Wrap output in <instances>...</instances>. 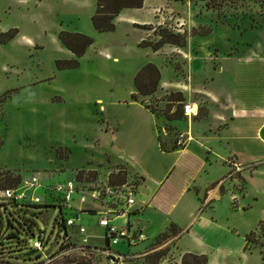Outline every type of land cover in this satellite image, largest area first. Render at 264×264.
Instances as JSON below:
<instances>
[{
  "label": "rangeland",
  "instance_id": "rangeland-1",
  "mask_svg": "<svg viewBox=\"0 0 264 264\" xmlns=\"http://www.w3.org/2000/svg\"><path fill=\"white\" fill-rule=\"evenodd\" d=\"M95 7L96 0H0V32L16 29L12 39L0 43V188L6 185L1 174L37 173L44 184L73 179L113 184L111 180L124 177L136 193L146 194L141 173L106 136L131 133L135 122V133H154L152 122H142L132 100L155 116L162 138H172L175 129H184L183 121L167 118L180 109L174 93L181 92L183 82L216 86L226 82L216 71L221 55L264 52V0H143L140 8L125 9L114 29L105 32L91 23ZM160 28L179 33L171 39L184 38L183 45L165 42L153 51L145 43L159 40ZM60 31L81 32L93 42L76 56L58 39ZM141 40L145 46H139ZM140 61L152 63L159 76L147 68L148 76H139L138 83L145 89L155 86L154 91L142 94L134 88L133 99L134 76L147 64L135 72ZM169 79L177 83L169 84ZM224 98L212 107L210 122L199 124L198 133L191 130V143L208 153L209 176L221 173L204 197L199 196L198 209L211 211L216 220L209 235L222 250L213 264H264V153L259 164L234 163L227 152L229 113ZM185 99L182 94L180 101ZM192 100H198L196 119H206L208 109L200 95ZM215 186L214 196L208 190ZM45 192L39 189L36 194L47 199ZM57 209L48 208L38 225L47 230ZM79 217L75 241L80 244L86 236L89 246L104 244L96 216L84 212ZM169 227L150 240L130 246L120 242L125 245L124 264H182L181 248L195 246L187 237L178 242V228ZM10 236L3 238L10 244L3 251V263L34 261L33 254L9 242ZM67 258L104 264L89 249L45 264H64Z\"/></svg>",
  "mask_w": 264,
  "mask_h": 264
},
{
  "label": "crops",
  "instance_id": "crops-1",
  "mask_svg": "<svg viewBox=\"0 0 264 264\" xmlns=\"http://www.w3.org/2000/svg\"><path fill=\"white\" fill-rule=\"evenodd\" d=\"M125 9L129 8L120 10L114 22ZM238 54L226 53L219 57V67L216 71L226 78V82L221 81L213 87L183 82L179 90L186 96L185 100L195 104L196 114L191 117L189 123L191 135L192 129L193 133H198L199 124L210 122L212 107L225 97L229 113L227 152L232 155L237 165H255L261 162L260 157L264 153V52L251 50ZM145 63L140 61L134 65L135 72ZM159 71L162 75L160 68ZM168 83L177 82L173 83L169 79ZM134 88L130 90L133 93ZM195 94L200 95L202 104L208 109L206 119H196L198 100H192ZM132 101V105L141 112L142 122H152L154 133H135L136 122L131 128V133H106L111 145L144 178L140 185L147 192L137 193L138 209L131 215V220L145 236L144 240L153 239L170 224L175 225L179 231L178 242L187 237L193 243L192 246L196 247L181 248L180 258L184 253L204 254L207 258L206 264H213L216 253L222 248L210 238L209 233L211 227L216 226V220L211 211H199V196L204 197L208 185L219 181L221 173L218 176H209L207 167L210 165L205 157L208 153L195 143L189 142L182 149H172L169 147L170 142L166 140L164 143L167 148L160 147L155 116L138 102ZM177 102L180 104V101ZM181 121L186 129L185 117L177 123L180 124ZM253 140H257V145L254 146ZM249 151L256 156L253 157ZM260 151L262 152L259 153ZM221 166L225 167L223 163ZM2 167L0 166V169ZM204 174L207 177H204ZM208 192L215 196L218 188L215 186ZM208 198H211L210 195ZM181 217L184 218L183 221L180 220ZM117 248L124 251L125 245L120 244Z\"/></svg>",
  "mask_w": 264,
  "mask_h": 264
},
{
  "label": "built area",
  "instance_id": "built-area-1",
  "mask_svg": "<svg viewBox=\"0 0 264 264\" xmlns=\"http://www.w3.org/2000/svg\"><path fill=\"white\" fill-rule=\"evenodd\" d=\"M194 106L190 100L180 101V111L187 121V127L176 130L173 141L176 149L186 147L193 140L189 123L196 114ZM91 183L73 179L70 182L44 184L40 175L29 173L20 175L14 186L1 188L0 264H20L3 263V251L10 245L3 238L8 234H11L9 242L37 258L30 264H45L54 258L84 252L85 249L101 256L104 264H124L126 255L117 248L119 243L130 246L135 241L145 239L130 219L138 209L136 188L127 181L113 184L104 182L101 185ZM39 189L46 191L47 199L36 194ZM56 206L58 209L49 228L46 230L45 226H39L38 220L44 218V212ZM84 212L96 216V224L104 232V244L89 246L86 236L82 237L80 244L75 241L73 234L79 226V214Z\"/></svg>",
  "mask_w": 264,
  "mask_h": 264
},
{
  "label": "trees",
  "instance_id": "trees-1",
  "mask_svg": "<svg viewBox=\"0 0 264 264\" xmlns=\"http://www.w3.org/2000/svg\"><path fill=\"white\" fill-rule=\"evenodd\" d=\"M143 4V0H96V7H95V11L91 16V23L93 25V27L99 31V32H105V31H111L114 29V18L116 17V15L120 12V10H122L123 8H140ZM160 39L155 41L154 43H145L144 40H141L139 42V46H145L149 45L151 47V49L153 51H156L158 48H160V46L165 43H173L177 46H181L184 43V38H182L181 40H174L171 39L173 38H177L179 35V33H172L170 31H167L166 29L160 28ZM16 33V29H9L5 32H0V43H6L7 41H9L10 39L13 38V36ZM58 39L60 40V42L68 49L70 50L74 55L76 56H81L86 48L93 42V39L86 35L83 34L81 32H67V31H60L58 34ZM145 43V44H144ZM73 65H76L73 64ZM147 68H151L152 71L155 74V77L158 78L159 73L158 70L156 69V67L152 64V63H147L145 64L135 75L134 77V87L136 88V90H138L140 93L142 94H148L151 93L152 91H154V87L152 88H148L145 89L143 87H141L138 83V78L139 76H142L145 72V70ZM144 77L145 74L143 75ZM156 78V79H157ZM134 94H131V97L134 99ZM175 96H177V99H174L176 101H180L182 100V94L181 92H175L174 93ZM168 119H176V121H179L182 118V114L181 111L179 109V111L175 110L171 115H169L167 117ZM176 130H174V134L176 133ZM167 137V136H166ZM158 140L160 142V147H162L163 149L167 148L165 146V141L168 140V142H170L169 147L172 149H176L174 146V135L172 138H162L160 136V131L158 133ZM3 179L2 181L6 183V186H14L19 177L17 176H11L10 174H8L7 176H5L4 174H1ZM111 177V175H110ZM79 178V177H77ZM110 182H117V183H121L124 182V177H120L117 181H110ZM1 181H0V185H1ZM3 188V187H2ZM1 189V188H0ZM170 227L168 228V230L173 227V224L169 225ZM167 231V230H166ZM262 232L264 233V231L262 230ZM165 233V231L163 232ZM245 240H247V236L245 237ZM264 258V255L262 254V260ZM207 262V258L204 254H192V253H184L181 256V263L182 264H206ZM64 264H90L89 260L86 259H66L64 261Z\"/></svg>",
  "mask_w": 264,
  "mask_h": 264
}]
</instances>
